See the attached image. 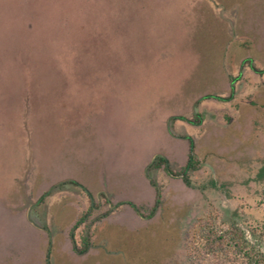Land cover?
Segmentation results:
<instances>
[{
	"label": "rangeland",
	"instance_id": "obj_1",
	"mask_svg": "<svg viewBox=\"0 0 264 264\" xmlns=\"http://www.w3.org/2000/svg\"><path fill=\"white\" fill-rule=\"evenodd\" d=\"M263 164L264 0H0V264H228L193 228L264 239Z\"/></svg>",
	"mask_w": 264,
	"mask_h": 264
},
{
	"label": "trees",
	"instance_id": "obj_2",
	"mask_svg": "<svg viewBox=\"0 0 264 264\" xmlns=\"http://www.w3.org/2000/svg\"><path fill=\"white\" fill-rule=\"evenodd\" d=\"M205 97H212L211 95H206ZM214 98L219 99L220 97L214 96ZM199 119L195 116L191 122L197 123ZM190 147L192 148V142L190 141ZM190 155V154H189ZM195 162L191 157L188 159L186 165L176 173V175L183 174L184 169H189L194 167ZM149 167L161 168L165 173L171 174L169 168L168 160L160 155H157L153 158ZM182 181L186 186H190L188 177L186 174H183ZM256 179H259L264 182V164L259 168ZM71 182V181H70ZM74 185L77 183L72 182ZM63 185V182L59 184V187ZM45 190V189H44ZM44 191H41L39 196L42 195ZM154 206L145 211H136L142 215L147 213V216H151ZM86 211L81 213L80 216L74 221L71 226V230L77 228L81 223L82 219L86 215ZM27 228L32 230L35 233L34 238L28 239L29 245H34L35 241L38 238V234H41L38 230L34 229L24 218H22ZM70 231V240L69 246L71 252L83 253L89 247V237L86 234V230L83 231L81 235V247L78 248L77 244L73 243L74 235ZM191 245L193 249L199 253H204L207 255H213L219 258H223L227 261L228 264H264V239L261 235H257L251 231L249 235L246 233V230L236 221H230L226 227L214 226L209 222L208 218L199 219V223L195 225L191 235ZM17 248V247H16ZM9 249H6V254L3 258L11 256V253L8 252ZM23 248L19 249L18 253L22 254ZM45 258V257H44ZM2 264V263H1ZM43 264H48L47 260L44 259Z\"/></svg>",
	"mask_w": 264,
	"mask_h": 264
},
{
	"label": "flooded vegetation",
	"instance_id": "obj_3",
	"mask_svg": "<svg viewBox=\"0 0 264 264\" xmlns=\"http://www.w3.org/2000/svg\"><path fill=\"white\" fill-rule=\"evenodd\" d=\"M206 96V95H205ZM219 97V96H218ZM231 98V94L227 97V98H223L222 100H229ZM219 99H221V97L219 98ZM197 116V118L199 119V121L197 122V123H195V122H191V120H187V119H185V118H181L182 120H186V121H188L189 123H191V124H199L200 123V121H201V117H200V115H196ZM187 139H188V142H189V146H190V141L192 142V140H191V138H189V137H186ZM192 148H193V143H192ZM192 148H191V150H192ZM190 156H191V153H190V155H189V158H190ZM170 168V167H169ZM171 170V169H170ZM186 170L187 169H184V173L183 174H185V172H186ZM171 174H174L175 176H180L181 178H182V176H183V174H179V175H176V173H172L171 172ZM184 183V182H183ZM85 191V190H84ZM86 191H87V193H88V196H89V199H90V201L93 199V196H92V193L90 192V191H88L87 189H86ZM84 218H85V216H84ZM84 218L82 219V221H81V223L79 224V226L84 222L83 220H84ZM78 226V227H79ZM77 227V228H78ZM77 228H74V229H72L71 231V233H74V230H76ZM73 243H75L76 244V242H75V240L73 239ZM77 247H78V245H77ZM84 253V252H83ZM79 254H82V253H79Z\"/></svg>",
	"mask_w": 264,
	"mask_h": 264
},
{
	"label": "water",
	"instance_id": "obj_4",
	"mask_svg": "<svg viewBox=\"0 0 264 264\" xmlns=\"http://www.w3.org/2000/svg\"><path fill=\"white\" fill-rule=\"evenodd\" d=\"M60 183L56 185V188L59 186ZM26 220L35 228H40L38 225H36L30 218H29V210L26 211Z\"/></svg>",
	"mask_w": 264,
	"mask_h": 264
}]
</instances>
